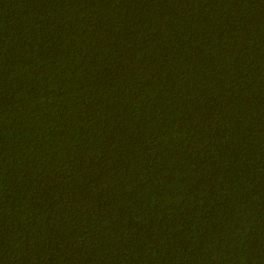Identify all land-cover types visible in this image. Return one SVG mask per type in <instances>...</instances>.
I'll return each mask as SVG.
<instances>
[{"label": "trees", "instance_id": "trees-1", "mask_svg": "<svg viewBox=\"0 0 264 264\" xmlns=\"http://www.w3.org/2000/svg\"><path fill=\"white\" fill-rule=\"evenodd\" d=\"M0 264H264V0H0Z\"/></svg>", "mask_w": 264, "mask_h": 264}]
</instances>
